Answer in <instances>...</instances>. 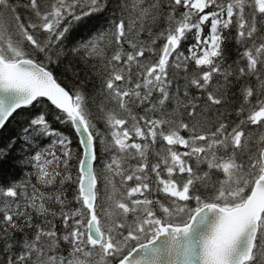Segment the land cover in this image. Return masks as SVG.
Instances as JSON below:
<instances>
[{
	"label": "snow or ice",
	"instance_id": "snow-or-ice-1",
	"mask_svg": "<svg viewBox=\"0 0 264 264\" xmlns=\"http://www.w3.org/2000/svg\"><path fill=\"white\" fill-rule=\"evenodd\" d=\"M0 264H264V0H0Z\"/></svg>",
	"mask_w": 264,
	"mask_h": 264
},
{
	"label": "trees",
	"instance_id": "trees-1",
	"mask_svg": "<svg viewBox=\"0 0 264 264\" xmlns=\"http://www.w3.org/2000/svg\"><path fill=\"white\" fill-rule=\"evenodd\" d=\"M9 171L11 172V171H12V169H9Z\"/></svg>",
	"mask_w": 264,
	"mask_h": 264
}]
</instances>
